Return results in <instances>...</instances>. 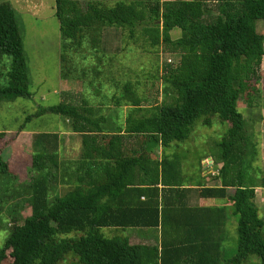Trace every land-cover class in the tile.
Listing matches in <instances>:
<instances>
[{"label": "trees", "instance_id": "trees-1", "mask_svg": "<svg viewBox=\"0 0 264 264\" xmlns=\"http://www.w3.org/2000/svg\"><path fill=\"white\" fill-rule=\"evenodd\" d=\"M54 16L62 56L74 51L84 55L83 44L105 55L110 40L104 41L103 32L112 29L121 41L126 36L135 45L141 42L144 50L161 49L177 56L178 62L165 66L161 101H149L130 80H111L108 103L126 109L123 121L118 118V131H106V117L86 101L77 105L64 99L27 117L49 113L68 120L71 132L82 135L83 155L73 176L58 184L57 155L49 150L33 153L32 184L16 189L10 187V180H16L11 164L0 153V212L3 203L11 207L9 212L4 209L9 233L0 249V264L7 257L11 264H61L69 254L76 264H246L251 258L264 264V221L255 202V188H264V176L252 166L255 144L237 108L242 100L247 109L257 104L264 60V0H118L111 6L96 0H54ZM176 29L181 36L172 39L170 33ZM4 57L11 64L8 84L0 86V103L28 99L22 37L7 3L0 4V62ZM102 65L78 69L83 74L77 77L62 65L61 77L78 79L85 89L97 85L99 93L105 77ZM91 69L94 74L88 79L86 72ZM147 103L151 104L143 105ZM213 117L228 125L213 160L221 164L216 177L220 187L198 186L202 198L226 199L231 207L237 243L229 258L221 235L225 230L204 220L210 219L205 215L208 209L160 204L158 185L171 192L183 186L180 163L165 155L158 161L146 147L155 144L165 152L187 140L198 121L210 127ZM4 136L0 132V142ZM251 167L253 174L247 176ZM58 188L60 194L54 195ZM227 189L234 190L229 197ZM27 207L30 213L23 216ZM190 216L196 217V228H180L178 223ZM104 228L138 229L152 235L159 231L161 242L131 244L128 237H105ZM71 233L79 236L65 237Z\"/></svg>", "mask_w": 264, "mask_h": 264}, {"label": "rangeland", "instance_id": "rangeland-1", "mask_svg": "<svg viewBox=\"0 0 264 264\" xmlns=\"http://www.w3.org/2000/svg\"><path fill=\"white\" fill-rule=\"evenodd\" d=\"M2 3L9 4L15 12L18 30L23 41L22 45L27 62V72L29 77V92L31 94L29 99L21 98L11 102L0 103V131H9V133H5L3 141L0 142V153L2 160L10 162L12 165H10V171L13 172L16 180H10V184H12L10 186L11 188L14 186V188L19 189L18 186L20 185L26 186L32 184V182L28 183V177L32 175L31 156L37 148H34L32 143H30L31 138L28 133H52L55 129H58L59 132L63 129V118L58 115L48 113L31 120H27V117L35 114L40 108L55 106L64 101L61 94H59L62 92V89L64 90V88L74 87L77 91L81 90L79 85L80 81L78 79H74L73 77L72 80L62 79V67H65V72L66 67L68 69L70 68L71 71L75 73L74 76L77 77L82 76L83 74V72H79L78 69L88 68V66L93 63L98 64L99 67L102 64L104 65V85L99 93L95 90L97 85L94 86V89L87 88L85 94H87L89 99H91L94 94L101 95L102 98H105L108 97V94L113 93L112 90H110L112 85L111 80H116L119 83L130 80L134 84L137 83V92L140 94L143 92V95L148 98L149 101H152V98H155L158 101L165 99V88L162 76L164 74L165 66H175L177 64V56L167 54L161 49L157 52H153L149 48L145 47L146 49L144 50L140 47L141 42L138 41L135 45L133 42L129 41L126 36L124 37V40L122 38L123 42L120 38H117L118 52L107 51L105 55L104 53L96 54L93 53L89 45L83 44L82 48H85L83 51L84 55H80L78 53L79 51H74L67 54L64 53V56H62L60 50L61 41L58 22L50 13L52 0H36V5L41 4L43 6L42 11L37 16L26 13L24 10L26 6L18 4V0H0V4ZM261 24L262 23L259 22L257 27L259 28ZM170 34L172 39H177L181 36L180 31L177 29L173 30ZM117 42L114 37L113 43L117 44ZM126 44L128 46H126ZM120 45L121 47L124 46L122 50L119 48ZM82 56L88 57L85 59L83 58L84 60L82 59L81 64H78V61ZM62 59L64 63H62ZM99 63H101V65H99ZM10 64L11 59L7 57H4L0 62L1 87L8 84L7 73L10 69ZM262 68L259 71L260 80L258 82V90L261 93L260 94L258 92V98H261L260 100L258 99L256 106L252 109H247L243 100L239 101L237 105L238 112L243 115L246 121L245 126L252 142L257 141L258 143H262L264 141V123L262 126H259L262 121L264 122V117L261 116V119H258V110L264 106V65ZM108 69H110L111 74L107 71ZM56 70H58V75ZM86 73L88 74L86 78L91 79V77H93L94 72L92 69ZM252 84L253 83H251V85ZM55 87L58 88L56 92L53 93ZM167 94L171 95L169 93ZM149 104L151 103L143 105ZM123 113H126L125 108L118 109V118H122ZM227 127L228 125L220 122L217 117L211 118L210 127H206L202 125L201 121H198L193 126L192 132L187 140L180 143H174L165 150V155H168L170 161H178L180 163V170L183 175L181 178H183L186 183L191 181L192 176H194L195 179H198L199 177L197 176H200L203 174L204 170H207V162H202L201 160L204 158L208 160L210 157L213 158L216 154H218V145L221 143ZM20 132L27 134L25 136H19ZM252 134L254 141L252 139ZM12 140H15L16 143L10 145L9 142ZM16 146L22 147L24 153H14L15 150L13 149ZM259 152L261 151L259 150ZM203 163L205 164L204 169ZM262 168H264V162L262 164ZM7 182L8 179L5 178L4 183ZM10 192L11 191H8L7 193ZM258 200H260L258 206L260 204L261 211L259 216L264 221V199L259 196ZM10 208L11 207L8 203H3L1 207L0 249L2 248L9 233V218L7 213L4 212V209L6 212H9L8 210ZM29 213L30 208L27 207L22 214L23 216H27ZM128 231L129 230L121 232L118 229L104 228L101 230V233L108 238L113 236L127 237ZM77 236L79 235L71 233L65 237L74 238ZM262 237L264 239V226L262 228ZM236 243V223L234 221L232 224L230 221L228 223L227 241L225 243L226 258L234 255ZM76 261L77 260L69 254L65 256L61 264H76ZM11 263V258L7 257L2 264ZM246 264H259V261L256 258H251Z\"/></svg>", "mask_w": 264, "mask_h": 264}, {"label": "crops", "instance_id": "crops-1", "mask_svg": "<svg viewBox=\"0 0 264 264\" xmlns=\"http://www.w3.org/2000/svg\"><path fill=\"white\" fill-rule=\"evenodd\" d=\"M96 1H99L101 3H105L106 5L111 6L118 0H96ZM163 1H173V0H163ZM18 2H19L18 4L25 5L26 6L24 8L25 12L33 16H37L42 11V8H43L41 4L36 5V0H18ZM50 13L51 15L54 16V0H52V5L50 7ZM114 37L116 38V42H117L118 32L116 30L107 29L103 32L104 41L106 38L110 40L108 42V45L106 46L107 51L116 52L118 50L117 49L118 42L117 44L113 43ZM83 50H85V48H83ZM82 59L83 57H80L78 64H81ZM263 65H264V60L262 61L261 68L263 67ZM26 68H27V62H26ZM56 73L58 75V70H56ZM76 82H79V81H76ZM79 85L81 87V90L79 91H77L76 88L74 87L64 88V90L62 89V92H65V93L60 92L59 94H61L62 98L65 99L67 102H71L73 104L81 105L83 102L86 101L90 107H92L95 111L98 112V115L100 116L102 115L106 117L107 124H105L104 126V129L106 131H109V132L118 131V107H114L112 106L111 103L110 104L108 103L112 97V94H108V97H105V98H102L101 95L94 94L93 97L89 99L87 94H85L87 89H85L81 83ZM57 88L58 87H55V89L53 90V93L56 92ZM260 98L258 99L260 100ZM124 114L125 113H123V117L120 119L122 121L125 117ZM261 116L264 117V106L261 107L260 110H258V119H261ZM64 123H62L63 129H61L60 132L58 131V129H55V131L52 133H41V132L40 133L39 132H29L28 133V135H30V138H31L30 143H32L34 148L35 147L37 148V150L34 153L45 152L49 150L51 153L54 152L57 155V158L55 159L57 163V167H56L57 171L55 174L56 175L55 180L56 182H58V184H60L63 181V178L65 176H73L72 175L73 170L76 168L79 160L82 159V155H83L82 135L71 132L70 123L68 120H65ZM263 123L264 122L262 121L259 124V126L260 125L262 126ZM0 132L9 133V131H0ZM26 134L27 133L20 132L19 136H23V135L25 136ZM47 134H49L48 137H47ZM252 139H253V134H252ZM9 143L10 145H13L16 143V141L12 140ZM253 143L255 144L256 157H255V160L252 166H254V168L257 167L256 169L257 175L260 177H263L264 168H262V164L264 162V141L262 143L260 142L258 143L257 141ZM146 147L148 148V151L151 157L155 158L158 161H160L163 158V155H165V152L161 149L160 146H157L155 144L154 145L149 144ZM13 150H15L14 153L15 152L20 153V154L24 153L23 148L20 146H16ZM259 150L261 152H259ZM165 156L168 157V155H165ZM214 159L215 157L213 158L210 157L208 159L210 160V164H209V161L206 160V158L202 159L201 160L202 162L204 161L207 162L206 164L207 170H204L203 174H201L200 176H197L199 177L198 179H195V177L192 176L191 181H194V182L188 181V183H186V181L182 178L183 186L181 187V189H179V191L171 192L168 190V188L162 187V185H158L157 187L158 188V201L160 202V204H164L165 206H168L167 208L183 207V208L194 209V208L199 207V208L208 209V211L205 212V215L207 217L210 216V219L207 218L204 220H209L211 223L210 226L212 227L221 228L225 230V232H223L221 235H222L223 242L226 243L227 233H228V223L230 221L232 224L234 223V221L236 223V219L232 215L231 207L226 202V199L219 200V199L202 198L200 195V187L198 186V185H202V187H205V188H219L220 187V183L218 180H216V177H217V169L220 168L221 164H214V161H213ZM173 167L174 166H171L170 168H173ZM204 167H205V164L203 163V169ZM181 172L182 171L180 170V176H183ZM252 172L253 171L251 167L247 171V176L252 175L253 174ZM28 178H29L28 183H31L33 180V176L31 175ZM233 192H234L233 189H227L226 194L229 197L233 194ZM58 194H60L59 188L58 190L55 191L54 195H58ZM258 195L261 196L262 199H264V188L262 187L255 188V202H256V205L260 213L261 212L260 204L258 206V203L260 202L261 199L258 200L259 199ZM143 200H144L143 197H141V201ZM221 210H223V214H221L220 212ZM170 215H171L170 218L174 219L172 212H170ZM200 221L201 219L199 217V222ZM223 222H224V225H221ZM197 223L198 222H197L196 217L190 216L188 217L187 220H185V222L182 220L181 222L178 223V225L182 229H186L187 225H191L193 228H196ZM212 223L214 225H212ZM175 224H177V222ZM128 230L129 231H128L127 237L129 238L131 244H139V243L159 244L161 242L159 231H157L156 233H154V235H152L151 231H146L144 234L143 232H140L138 229H135V230L128 229ZM191 238L194 240L196 239V236L193 235L191 236Z\"/></svg>", "mask_w": 264, "mask_h": 264}, {"label": "water", "instance_id": "water-1", "mask_svg": "<svg viewBox=\"0 0 264 264\" xmlns=\"http://www.w3.org/2000/svg\"><path fill=\"white\" fill-rule=\"evenodd\" d=\"M209 161V164H210V160H208Z\"/></svg>", "mask_w": 264, "mask_h": 264}]
</instances>
